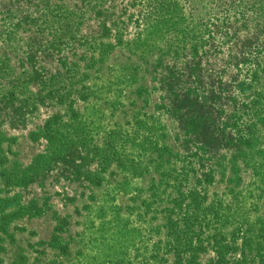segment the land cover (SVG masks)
<instances>
[{"label": "rangeland", "instance_id": "rangeland-1", "mask_svg": "<svg viewBox=\"0 0 264 264\" xmlns=\"http://www.w3.org/2000/svg\"><path fill=\"white\" fill-rule=\"evenodd\" d=\"M3 215L0 264H264V0H0Z\"/></svg>", "mask_w": 264, "mask_h": 264}, {"label": "trees", "instance_id": "trees-1", "mask_svg": "<svg viewBox=\"0 0 264 264\" xmlns=\"http://www.w3.org/2000/svg\"><path fill=\"white\" fill-rule=\"evenodd\" d=\"M112 159H114V158H112ZM115 160V159H114ZM116 162H117V164L118 165H122L123 163H122V161L120 160H116ZM6 202H8V200L6 201ZM1 219H2V221H1ZM1 219H0V232H7L8 231V223H9V221L11 220V216H7V215H3L2 217H1ZM170 221H171V219H170ZM178 223H180V222H178ZM177 226V225H176ZM178 227L181 229V230H183V231H189L190 230V227H191V225L189 224V222H188V218H183V223L182 224H178ZM178 227H175L174 228V230H175V232L176 231H179V232H181V230L178 228ZM173 229H170V232H169V235L171 236V235H174L173 234ZM173 241H172V244H174V246L175 247H179L180 245H183V244H185L186 242L183 240H180L179 239V233H176V235H175V238L174 239H172ZM192 241V240H191ZM189 243H191L190 241H189ZM192 244V243H191Z\"/></svg>", "mask_w": 264, "mask_h": 264}]
</instances>
